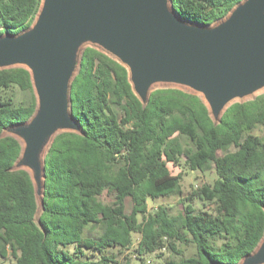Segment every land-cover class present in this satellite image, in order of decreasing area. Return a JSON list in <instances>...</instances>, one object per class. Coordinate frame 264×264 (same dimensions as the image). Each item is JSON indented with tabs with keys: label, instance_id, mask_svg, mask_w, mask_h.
I'll return each mask as SVG.
<instances>
[{
	"label": "trees",
	"instance_id": "1",
	"mask_svg": "<svg viewBox=\"0 0 264 264\" xmlns=\"http://www.w3.org/2000/svg\"><path fill=\"white\" fill-rule=\"evenodd\" d=\"M240 1L170 0V6L184 21L212 25ZM40 4L0 0V35L28 28ZM69 98L79 131L59 132L45 152L39 203L29 172L14 168L21 142L4 132L35 112L30 73L0 69L1 257L14 264H120L107 249L130 250L133 233L139 264L154 252L167 253L163 264H236L256 248L264 236V135L253 130L264 124V91L231 103L218 121L199 95L179 87L155 88L143 104L127 69L88 45ZM181 161L190 171L211 161L216 177L194 188L177 213L161 204L150 211L149 198L181 191V174L167 166ZM103 192L110 202L100 199ZM92 223L100 234L84 236ZM182 245L194 252L184 255Z\"/></svg>",
	"mask_w": 264,
	"mask_h": 264
},
{
	"label": "water",
	"instance_id": "2",
	"mask_svg": "<svg viewBox=\"0 0 264 264\" xmlns=\"http://www.w3.org/2000/svg\"><path fill=\"white\" fill-rule=\"evenodd\" d=\"M88 45L127 69L143 104L155 88L179 87L218 121L231 103L264 91V0H241L212 25L182 20L170 0H41L28 28L0 35V69L26 68L36 97L33 115L4 132L21 142L14 168L29 172L39 203L45 152L59 132L79 131L69 90ZM236 264H264V236Z\"/></svg>",
	"mask_w": 264,
	"mask_h": 264
},
{
	"label": "rangeland",
	"instance_id": "3",
	"mask_svg": "<svg viewBox=\"0 0 264 264\" xmlns=\"http://www.w3.org/2000/svg\"><path fill=\"white\" fill-rule=\"evenodd\" d=\"M22 98L21 92H16V101H19ZM253 134L256 135H264V124L257 127L255 130H253ZM232 149V148H230ZM224 151H219L218 155H221ZM168 169L172 174H181V191L176 194H170L167 196H161L158 198L148 199V208L150 211H152L157 205H165L168 207V210L171 214L177 213L183 206V203L185 202V198L188 196H192L191 192L194 188L201 186L204 183H211L214 178L216 177V174L213 169V163L210 161L206 164L205 168L203 170H196V171H190L188 167L184 164L183 161H181L178 165H174L172 163H167ZM100 199L103 202H110L112 200V196L107 193L103 192L100 196ZM194 204L196 208L199 207V203L197 199H194ZM127 210L130 209V202L127 200L126 202ZM101 232L100 224L92 223L88 225L84 231V236H91V237H97ZM133 240L134 245L130 250H118L116 248H109L107 249L108 254L113 255V257L120 261V264L126 263L127 264H139L138 257H134V247L139 239L138 234L133 233ZM183 249L184 255H190L194 252V247L192 245L188 246H181ZM167 255L165 253L160 258L157 256V252L146 254L144 256L145 262L147 264H163V259ZM0 264H14V260L11 257H1L0 256Z\"/></svg>",
	"mask_w": 264,
	"mask_h": 264
}]
</instances>
